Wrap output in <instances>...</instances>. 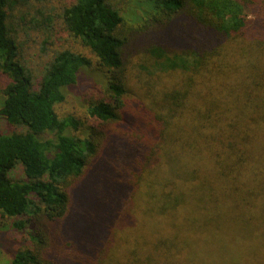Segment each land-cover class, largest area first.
<instances>
[{
    "label": "trees",
    "instance_id": "obj_1",
    "mask_svg": "<svg viewBox=\"0 0 264 264\" xmlns=\"http://www.w3.org/2000/svg\"><path fill=\"white\" fill-rule=\"evenodd\" d=\"M41 1L0 0V264H264V0ZM129 19L165 38L145 76ZM57 28L91 56L55 52L35 80L19 34ZM68 96L87 117L57 111Z\"/></svg>",
    "mask_w": 264,
    "mask_h": 264
},
{
    "label": "rangeland",
    "instance_id": "obj_2",
    "mask_svg": "<svg viewBox=\"0 0 264 264\" xmlns=\"http://www.w3.org/2000/svg\"><path fill=\"white\" fill-rule=\"evenodd\" d=\"M130 1L131 0H111L112 4L120 8L122 12L128 9ZM69 2L70 0H43V2L41 1L38 3V6H42V5H46L47 7H51L53 5L61 6ZM132 7L133 6L131 4L130 8ZM139 14H140V11H139ZM179 21L180 22L186 21V19H184L183 17H180ZM125 28L129 30V37H130L129 43L127 42L128 45L126 44L127 45L126 48L130 52L129 53L130 60L126 63V70L130 74V76H133V77H135L136 74L145 76L144 72L142 70H139L140 68L144 69V65H145L142 62V58H144V51L142 49V46L147 47V45L152 44L155 41V39L156 41L158 39L159 44L166 45V42H164L165 38L162 36V33L157 31V29H155L153 26H151L150 28L151 30L149 31V33L145 29L144 31L141 30L140 34H136V32L138 31V24H134L132 22V19H129V21L125 25ZM44 35H46L45 32H37V31L26 30V29L24 31H21V33L19 34V40L24 42V47L22 49L23 62L33 72L35 76V80H36V77H38V75L41 73V70L43 69V66L46 60L48 58H51L55 52L70 48L71 50L77 53H86V55H88L89 57L91 56L88 50L84 48V46L81 44L80 40L72 36L70 33H67V32L63 33L61 32V30H58L57 28L56 32L50 36L51 42L47 44H44L43 42ZM132 37H134V39H132ZM160 38H162V40H160ZM181 45L182 44H180V47ZM170 47L178 48V44H173ZM148 65L149 64H146V66ZM150 75L152 76L151 73ZM5 83H6V77L3 73H0V91L1 89L4 88ZM56 108H57V111L62 116L72 115L80 119V121L82 120V118H85L88 115V110L83 107L81 108L80 106H78L73 101V98L70 96H68L65 102L56 104ZM121 121H124V120H121ZM120 123L122 124V126H124V128L127 126L125 125L124 122H120ZM104 127L109 128L111 132H109L108 134L105 133L101 136L103 137L102 138L103 142L105 140V137L106 138L113 137L115 135L114 132H116V124L115 122H111V123L104 125ZM9 128L12 129V127L8 126L7 123L3 119H0V129L6 130ZM90 167H93L91 163H90ZM14 177L22 178L23 177L22 171L18 169L15 172ZM79 180L81 179L73 178L70 182L74 188V197H73L72 204L70 205V208H69L70 215L73 212H75L80 206H82V202L79 198V194L82 192V187L75 185L78 183ZM116 217L113 216L111 219L113 220L112 224L114 228L121 224V222H119V220H117ZM1 221L4 224L6 223L4 220L0 219V222ZM47 226L49 225L42 224V228H48ZM42 231H44L43 232L44 234L46 230H42ZM26 233H27V230H26ZM29 246L31 248H36V246L33 245L32 243H30ZM103 249L104 247L102 245H98L96 249L93 251V253L96 255H101L103 254ZM4 260H6V255H4L3 253H0V261L2 262Z\"/></svg>",
    "mask_w": 264,
    "mask_h": 264
}]
</instances>
